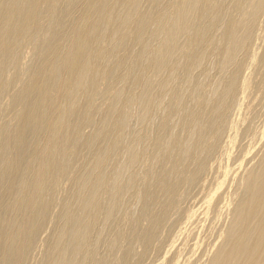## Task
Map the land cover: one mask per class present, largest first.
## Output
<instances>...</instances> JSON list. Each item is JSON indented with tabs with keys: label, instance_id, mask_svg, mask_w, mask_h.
I'll return each mask as SVG.
<instances>
[{
	"label": "bare ground",
	"instance_id": "6f19581e",
	"mask_svg": "<svg viewBox=\"0 0 264 264\" xmlns=\"http://www.w3.org/2000/svg\"><path fill=\"white\" fill-rule=\"evenodd\" d=\"M0 264H264V0H0Z\"/></svg>",
	"mask_w": 264,
	"mask_h": 264
}]
</instances>
